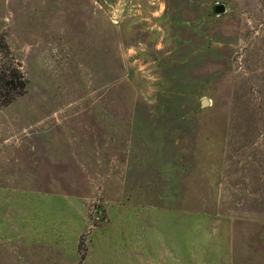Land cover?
Segmentation results:
<instances>
[{"label": "rangeland", "instance_id": "obj_1", "mask_svg": "<svg viewBox=\"0 0 264 264\" xmlns=\"http://www.w3.org/2000/svg\"><path fill=\"white\" fill-rule=\"evenodd\" d=\"M4 65L0 264H264V0H0Z\"/></svg>", "mask_w": 264, "mask_h": 264}, {"label": "trees", "instance_id": "obj_2", "mask_svg": "<svg viewBox=\"0 0 264 264\" xmlns=\"http://www.w3.org/2000/svg\"><path fill=\"white\" fill-rule=\"evenodd\" d=\"M27 83L19 67L10 69L5 65L0 66V99L3 94L8 96L7 100L3 102L4 105H9L18 96L22 95L27 87ZM7 92H9L8 95L6 94Z\"/></svg>", "mask_w": 264, "mask_h": 264}, {"label": "crops", "instance_id": "obj_3", "mask_svg": "<svg viewBox=\"0 0 264 264\" xmlns=\"http://www.w3.org/2000/svg\"><path fill=\"white\" fill-rule=\"evenodd\" d=\"M14 200H17V204L14 202ZM33 201L35 204H39L42 203V201H44L43 204L46 203L45 198L42 197V194L36 195L34 194V192H30V191H26V190H18L15 187H3L0 186V207H3L4 205H6V207L9 206V208L12 209H17L18 206H20L21 204L26 203L27 201ZM19 201V202H18ZM20 201H22V203H20ZM50 203V201H48ZM41 233H42V239H46V238H50V231L49 230H45V229H41ZM1 241H8L10 239H12V236L10 237H4V238H0ZM45 259V258H44Z\"/></svg>", "mask_w": 264, "mask_h": 264}, {"label": "water", "instance_id": "obj_4", "mask_svg": "<svg viewBox=\"0 0 264 264\" xmlns=\"http://www.w3.org/2000/svg\"><path fill=\"white\" fill-rule=\"evenodd\" d=\"M214 10H215L216 14H223L226 12V8L224 5H218V6H216V8ZM206 105H207V101L204 100L202 102V106L205 107Z\"/></svg>", "mask_w": 264, "mask_h": 264}]
</instances>
